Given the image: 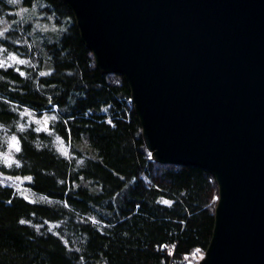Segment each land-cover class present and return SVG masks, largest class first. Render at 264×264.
I'll list each match as a JSON object with an SVG mask.
<instances>
[{
    "label": "trees",
    "instance_id": "16d2710c",
    "mask_svg": "<svg viewBox=\"0 0 264 264\" xmlns=\"http://www.w3.org/2000/svg\"><path fill=\"white\" fill-rule=\"evenodd\" d=\"M19 1L60 31H37L0 0V49L33 61L0 67V150L11 136L20 143L15 164L0 168L44 197L0 182V264H189L206 253L215 177L151 157L129 83L100 71L63 0ZM25 108L55 115L49 129L21 128Z\"/></svg>",
    "mask_w": 264,
    "mask_h": 264
},
{
    "label": "water",
    "instance_id": "95a60500",
    "mask_svg": "<svg viewBox=\"0 0 264 264\" xmlns=\"http://www.w3.org/2000/svg\"><path fill=\"white\" fill-rule=\"evenodd\" d=\"M123 75L153 159L219 187L199 264H264V0H63Z\"/></svg>",
    "mask_w": 264,
    "mask_h": 264
},
{
    "label": "rangeland",
    "instance_id": "374dc122",
    "mask_svg": "<svg viewBox=\"0 0 264 264\" xmlns=\"http://www.w3.org/2000/svg\"><path fill=\"white\" fill-rule=\"evenodd\" d=\"M14 4L18 6V9H19L18 12L20 14L21 20L27 21V22L34 21L33 25L35 26L37 31L40 30L45 34L50 33V35L56 34V36L59 34L58 32L60 31V29L55 25L54 21L50 20V18L46 19L45 16L41 14V11L38 7L37 8L35 7L30 10L23 9L20 6L19 0H16ZM8 27L9 25L5 23L3 30L7 29ZM20 61H24V63H20ZM18 64L33 65V61L32 59L21 57L12 52L8 53V52H5L3 49H0V67H9V66L14 67V66H17ZM21 117H22L21 123H19L21 128H25L27 127V125L29 126L35 125L39 130H48L49 125H50L49 122H51V120L55 118V115H51V114L38 115L37 113L30 111V109L25 108L22 111ZM7 139H8L7 148L4 150H0V167L5 166L9 168L13 166L16 162V153L20 149V143H19V139L16 136H11ZM56 146L62 152L66 151L67 146L60 138L57 139ZM28 181H29L28 178L11 177L5 174L0 168V182L1 183L12 186L15 188V190L22 191L25 196L31 199L32 198L44 199L43 196L35 195V193L29 190V188H27L26 182ZM205 256H206V253H203L202 251H199V252L196 251L194 254H192L190 257L187 258V262L189 261V264H199L204 259Z\"/></svg>",
    "mask_w": 264,
    "mask_h": 264
},
{
    "label": "snow or ice",
    "instance_id": "6c2138e0",
    "mask_svg": "<svg viewBox=\"0 0 264 264\" xmlns=\"http://www.w3.org/2000/svg\"><path fill=\"white\" fill-rule=\"evenodd\" d=\"M10 3H14L16 2V0H9ZM20 63H24V61H20ZM18 150V149H17ZM162 203L164 204H170V201H167V200H163ZM21 223H24V221H20ZM197 252H199V250H197Z\"/></svg>",
    "mask_w": 264,
    "mask_h": 264
}]
</instances>
